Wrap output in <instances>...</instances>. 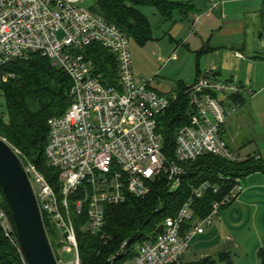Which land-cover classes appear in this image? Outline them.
<instances>
[{
	"label": "built area",
	"instance_id": "1",
	"mask_svg": "<svg viewBox=\"0 0 264 264\" xmlns=\"http://www.w3.org/2000/svg\"><path fill=\"white\" fill-rule=\"evenodd\" d=\"M82 2L0 0V85L16 79L10 66L35 54L48 58L72 81L69 109L48 121L45 154L49 165L59 171V192L11 146L31 181L42 217L45 214L58 231V238H49L57 264H82L74 215L86 216V230L105 238L106 209L122 205L130 197H148L163 173L174 193L189 175V166L199 158L213 155L232 162L240 160L224 138L226 121L237 112L239 104L234 103V108L227 111L219 95H241L242 87L212 73L197 78L187 91L190 123L176 133L178 162L169 163L159 122L177 99L176 94L162 95L149 83L138 86L130 39L117 26L84 8ZM219 7L220 3L212 4L213 9ZM93 44L116 57L117 87L104 84L83 54ZM234 182V189L215 201L204 219L194 217V201L209 190L218 193L220 188L211 183L194 188L178 214L162 223L161 233L136 246L132 257L129 242L125 241L110 258L111 264L118 260H125L124 264H182L191 241L243 193L244 180L237 178ZM188 224L191 228L185 230ZM0 232L20 246L1 204ZM56 250L74 253V259H61Z\"/></svg>",
	"mask_w": 264,
	"mask_h": 264
},
{
	"label": "trees",
	"instance_id": "2",
	"mask_svg": "<svg viewBox=\"0 0 264 264\" xmlns=\"http://www.w3.org/2000/svg\"><path fill=\"white\" fill-rule=\"evenodd\" d=\"M143 7L156 9L165 21L170 20L177 10L186 11L192 8L189 4L166 0H95L90 10L117 26L130 40L144 46L152 42L154 37L152 24L141 12ZM83 54L92 62L95 72L101 76L104 84L118 86V62L114 55L99 44L87 47ZM9 70L16 74V79L0 85L6 106V115L0 113V137L18 149L59 192V171L49 165L45 154L49 143L48 121L64 115L69 109L72 103V81L63 70L54 67L48 58L39 54L13 64ZM198 74L200 77V70ZM190 87L184 83L177 84V99L172 101L168 111L160 118L159 130L169 163L178 162L176 133L190 123V99L187 95ZM166 96L171 97L172 94ZM238 97L233 96L231 99L236 103L239 101ZM255 173L264 175V160L261 157L250 156L243 161L232 162L205 155L189 166V175L183 178L180 188L174 193L170 192L163 173L154 182L148 197H130L126 203L106 209L103 229L105 238L86 230V216L74 215L82 264H111L110 258L125 241L129 242L132 257L136 246L163 231L162 223L166 218L178 214L191 198L194 188L205 183L220 188L218 193L209 190L202 199L194 201V217L204 219L211 213L213 203L234 189L235 179L241 178L245 181ZM0 204L15 228L1 186ZM43 218L49 238H58V231L49 218L45 214ZM184 228L189 230L190 224ZM259 259L264 264L263 251L259 253ZM124 261L118 260L116 264H124ZM0 264H26L20 246L13 244L3 232H0ZM182 264H233V261L229 253L221 252L216 256L202 257L192 262L182 261Z\"/></svg>",
	"mask_w": 264,
	"mask_h": 264
},
{
	"label": "crops",
	"instance_id": "3",
	"mask_svg": "<svg viewBox=\"0 0 264 264\" xmlns=\"http://www.w3.org/2000/svg\"><path fill=\"white\" fill-rule=\"evenodd\" d=\"M166 1L189 4L192 8L175 11L168 21L154 9L158 17L155 13L154 16L169 27V38L177 45V51L161 60L164 66L180 61L178 67H182L178 52L186 48L183 57L192 64L194 55L196 61L191 65V73L179 76L178 83L192 86L200 70L201 76L212 73L222 81L242 87L236 102L240 104L239 109L226 121L224 138L239 157L255 140L253 156L264 160V144L258 143L259 138H264V0ZM213 3H220V7L213 9ZM141 12L151 23L142 8ZM237 53L243 57H238ZM177 84L170 91L174 92ZM156 91L162 95L173 93ZM219 99L224 104L235 103L222 95ZM193 241L200 247L201 258L226 252L232 256L233 264H260L259 253L264 252V175H250L244 181L238 200L224 209L215 224L191 243Z\"/></svg>",
	"mask_w": 264,
	"mask_h": 264
},
{
	"label": "rangeland",
	"instance_id": "4",
	"mask_svg": "<svg viewBox=\"0 0 264 264\" xmlns=\"http://www.w3.org/2000/svg\"><path fill=\"white\" fill-rule=\"evenodd\" d=\"M95 0H83L82 6L86 9H92L94 6ZM143 12L147 13L148 17L151 20L153 26V37L154 40L147 45L140 46L135 41L130 40V50L132 55V66L133 74L138 86L145 83H149L151 87L155 88L158 91L168 92L173 90L175 85L179 81V76H186L191 73V65L196 61V56H192V64L189 63V59H185L183 54L187 51L186 48L180 49L179 58L183 61L182 67H178L179 62H172L167 66H164L161 61L164 58H168L173 52L177 51V45L171 42L168 32L169 27L160 23V18H156L154 13L157 15V11L154 8H142ZM158 20V21H157ZM183 50V51H182ZM177 66V67H175ZM181 71V72H180ZM193 72V71H192ZM183 73L182 75H178ZM173 91H170L172 93ZM176 94V90L173 92ZM172 93V94H173ZM223 102V101H222ZM224 104V102H223ZM240 105V104H239ZM224 107L227 111H231L234 107L233 104L226 103ZM238 111V110H237ZM0 113L4 116L6 115V106L5 100L0 91ZM236 114V113H235ZM234 115V114H233ZM258 143L264 144V138L258 139ZM255 154V140L253 144H249L245 147L240 155V160L246 159L248 156H253ZM222 213V212H221ZM217 221V219L214 221ZM213 224V225H214ZM195 241L190 244V248L186 255V262L195 261L201 258L199 254L200 247L194 245ZM57 249V248H56ZM57 255L61 259L72 260L74 259V253L71 254H62L60 250H56ZM260 260V259H259ZM128 264H131L130 262ZM261 264V263H260Z\"/></svg>",
	"mask_w": 264,
	"mask_h": 264
},
{
	"label": "water",
	"instance_id": "5",
	"mask_svg": "<svg viewBox=\"0 0 264 264\" xmlns=\"http://www.w3.org/2000/svg\"><path fill=\"white\" fill-rule=\"evenodd\" d=\"M0 186L26 264H57L31 181L11 145L0 137Z\"/></svg>",
	"mask_w": 264,
	"mask_h": 264
}]
</instances>
